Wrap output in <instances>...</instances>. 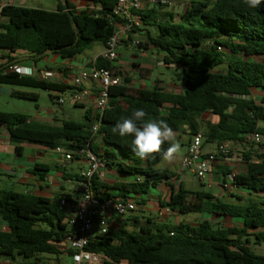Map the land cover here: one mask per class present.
Here are the masks:
<instances>
[{
    "label": "trees",
    "instance_id": "16d2710c",
    "mask_svg": "<svg viewBox=\"0 0 264 264\" xmlns=\"http://www.w3.org/2000/svg\"><path fill=\"white\" fill-rule=\"evenodd\" d=\"M58 1L57 11L5 6L1 15L7 22L0 23V50L27 52L35 62L52 51L66 60L85 53L95 43L106 45L114 35L110 16L117 0H80L98 8L80 11L69 0ZM141 16L148 38L144 47L151 45L163 54L162 62L179 68L185 80L181 94L158 86L138 93H131L126 87L110 89V107L100 117L105 145L101 154L107 167L114 166L132 181L108 186L95 176L94 192H114L109 198L128 200L130 195L148 194L175 176L156 168L164 159L162 152L169 147L167 142L161 153L142 160L132 151V137L112 132L114 125L135 109L142 108L152 118L165 119L174 132L188 126L193 136L199 131L197 120L211 113L218 123L209 125L205 139L210 143H244L249 135L264 136V123H260L264 122V99L258 102L253 97L254 90H264V3L252 9L244 0H189L179 23L175 22V15L164 13L161 8L141 12ZM223 49L226 52H221ZM11 61L0 65V88L67 89L7 72ZM94 65L98 69L112 68V63L101 56ZM222 66L225 71L216 72ZM13 97L38 100L37 95L24 92H15ZM28 121L26 115L0 111V128L7 127L16 144L63 148L68 153L89 144L97 152L93 148L96 136L91 131L90 112L86 113L85 123L67 121L61 127ZM258 159L252 161L251 153L244 155L248 171L235 177L234 185L242 194H231L235 201L181 188L169 202L161 203L181 215L209 214L220 219H239L241 225L226 227L210 221L170 225L155 224L151 219L140 225L139 219L131 215L117 231L93 236L87 251L107 256L110 262L106 264H264V255L249 246L251 237L258 245L264 243V154ZM49 170V166L38 164L34 173L46 174ZM62 199L71 201L65 194L51 200L0 190V219L9 229L0 230V257L21 259L26 264H51L45 256H56V262L61 255L69 256L72 251L62 249V245L73 230L65 222L67 212ZM130 222L133 228H129Z\"/></svg>",
    "mask_w": 264,
    "mask_h": 264
},
{
    "label": "crops",
    "instance_id": "0c3cea01",
    "mask_svg": "<svg viewBox=\"0 0 264 264\" xmlns=\"http://www.w3.org/2000/svg\"><path fill=\"white\" fill-rule=\"evenodd\" d=\"M69 2L78 11L84 10L88 7L98 10V8H94L87 1L69 0ZM28 4L29 0H0V23L7 22V19L1 15V11L5 6L11 5L32 8L29 7ZM188 4L186 5V8ZM58 6L59 1L56 9L47 11H57ZM161 9H163L164 13L169 14H173L177 11V8L173 10V6ZM131 40H139L143 47H134L132 46L131 41L125 39L119 50V59L112 64V68L121 70L126 77L125 85L123 87H126L131 93H138L142 90L152 89L153 87L158 86L159 88H163L166 92L181 94L184 80H181L180 78H171L170 80L174 81L169 82V79V81H163L161 79L153 78L155 65L164 66L167 69L179 68L174 66L167 67L162 62L164 55L160 54L153 46L149 45L148 47H144L148 44V38L145 31L142 30L137 35L132 36ZM104 51L105 45H103L102 50L95 56H86L81 59L76 56L64 60L59 55L51 54L52 56L47 55L43 59L35 62L30 59L27 52L18 51L16 53H11L9 51L0 50V65H8L10 63L9 60L11 59V66L25 68L29 72L27 75L28 77H32L36 80H44L55 85L66 86L67 89L65 91H47L49 92L53 103H57V97L63 95L67 96L73 91L71 84L73 77L81 70L91 68L96 58L101 56ZM123 51H125V54H123ZM126 53H128V55ZM58 58H60V60ZM41 61L49 64L46 69L38 66V63ZM224 71V66L216 70V72ZM98 86V83L90 84L87 87L88 94L79 104H73L67 101L64 105H58V107L50 108L45 111L38 109L34 116H30L26 113L20 114L28 116V122L51 127H61L63 123L67 121L77 122V115L74 109L82 108L85 112V121L86 113L90 112L91 126H93L97 122L96 100ZM82 90L84 89L82 88ZM15 92L35 94L39 98V95L33 92L14 88H0V95L5 94L13 97ZM253 97L260 102V100L264 99V90H254ZM197 123L199 126L198 134H201L204 140L203 152L209 153L215 151L218 147V143L207 142L205 135L208 132L210 124L218 123V118L211 113H205L199 120H197ZM175 133L177 141L181 144L182 151L171 161L163 159L156 167L157 169L168 170L174 173L175 176L170 180H164L157 187L152 188L148 194L141 195L140 198L135 201L131 198L128 199L135 202L137 206V211L133 214V217L139 219L141 223L140 225L144 224L147 219H151L155 224L171 225L172 221L174 222V225L183 223L179 213L161 206V203L169 202L171 196L174 193L179 192L181 188H184L191 193L201 191L210 192L217 198H227L229 194H239V190L232 191L226 187V175L233 174L236 177L247 173L248 164L244 161L245 154L251 153L252 161H258V156L264 154V136L263 142L260 144H252L248 142L226 143L229 150L232 147L236 148L239 154H234L230 158L220 157L215 164L213 171L208 176L209 185L202 188L197 184L193 172L183 166V161L193 140L191 129L188 126H184L181 132ZM93 148L98 153L104 152L105 145L103 139L96 137L93 143ZM67 153L68 152L63 153L62 148L48 149L30 143L16 144L11 141L8 128H0V190L14 191L22 194H34L51 200L60 194H65L70 197L71 201L78 200L79 189L83 182V174L87 170V162L84 158H76L71 162H66L65 155ZM38 164L47 165L50 170L46 174L34 173V168ZM98 177L103 184L108 186H113L116 183H127L132 181V178L120 174L114 166L104 169ZM109 194H114V192L101 190L97 195L106 199H113L108 197ZM191 196L194 198V195ZM143 202L145 205L140 206L139 203ZM137 212L141 214L139 215ZM154 215H156L159 220L155 219ZM128 219L129 217L113 219L110 223L109 232L117 231L122 222ZM128 226L129 228H133V222L128 223ZM114 227H116V229H112ZM0 230L4 232L9 231L8 227L1 219ZM99 233L100 230L96 227L94 230V236L99 235ZM62 249H64L63 246ZM0 264L26 263L21 259L11 260L6 257H0Z\"/></svg>",
    "mask_w": 264,
    "mask_h": 264
},
{
    "label": "built area",
    "instance_id": "2783aa9c",
    "mask_svg": "<svg viewBox=\"0 0 264 264\" xmlns=\"http://www.w3.org/2000/svg\"><path fill=\"white\" fill-rule=\"evenodd\" d=\"M177 0H117V6L110 16L111 23L115 28V33L105 45V51L101 57L109 63H115L119 59V50L123 41L129 40L132 46L139 48V40H131L145 29L141 12L153 8H167L175 4ZM7 72H17L27 76L29 72L25 68L10 67ZM126 77L121 70L115 68L98 69L94 64L91 68L81 70L73 77L71 84L73 91L67 96L56 98L59 106L67 101L79 104L88 94L87 87L90 84L98 83L96 100L97 122L92 126L91 131L94 136L102 138L100 134L101 120L103 112L110 107L111 88H121L125 85ZM82 88L84 90H82ZM203 137L201 134L193 136L189 151L183 161V166L191 170L195 176L197 184L205 188L209 185L208 176L213 171L215 164L220 157L230 153L226 143H219L215 151L203 152ZM246 142L260 144L263 136L252 134L246 137ZM76 158H84L87 162V170L83 174V182L79 189V198L76 201L67 199L61 200V205L67 212L65 222L72 227L73 234L66 238L63 243L64 249H69L72 253L70 264H106L110 259L104 254L87 251V247L94 236V230L99 228V236L109 233L110 223L117 217L126 218L137 211L135 202L113 198L106 199L96 195L93 190V179L99 176L107 168L106 160L101 153L90 149L89 144L65 155V161L71 162ZM235 175H226V187L229 190H238L234 185Z\"/></svg>",
    "mask_w": 264,
    "mask_h": 264
},
{
    "label": "rangeland",
    "instance_id": "374dc122",
    "mask_svg": "<svg viewBox=\"0 0 264 264\" xmlns=\"http://www.w3.org/2000/svg\"><path fill=\"white\" fill-rule=\"evenodd\" d=\"M189 3V0H177L175 4L173 5V10L177 8V11L173 13L175 15V22L179 23L182 20V15L184 13V10L186 8V5ZM58 1L57 0H29V7L32 8H37V9H45V10H54L57 8ZM172 7V6H171ZM103 48V44L101 43H95L90 50H88L86 53H83L78 56V58H85L86 56H95L97 53H99ZM221 52H226L225 49ZM123 54H125V51H123ZM128 55V53H126ZM52 56V55H51ZM59 57V56H58ZM60 60V58H58ZM49 64L45 62H39L38 66L40 68L46 69V67ZM153 78L154 79H161L163 81L170 80L171 78L178 79L180 78L181 80H185V75L181 70L178 69H167L164 66H159L155 65V69L153 70ZM168 80V81H169ZM174 80H170L169 82H172ZM176 81V80H175ZM182 82V81H181ZM5 89L8 88H14L18 90H23V91H28V92H33L39 95V98L37 101L35 100H24V99H19L16 97H12L10 95H0V111L1 112H8V113H26L30 116H34L37 112L38 109L41 110H48L50 108L58 107L57 103H53L49 92L41 89H33V88H25V87H14V86H3ZM76 112V121L78 123H84L85 121V112L82 108H76L74 109ZM27 111V112H26ZM177 140V139H176ZM182 149V147H181ZM62 152L65 153L67 152L65 149L62 148ZM234 154H239L238 150L236 148H230V153L224 158H230ZM201 189V188H199ZM239 196H242L241 193L237 194ZM141 195H130V198L133 199L134 201L136 199H139ZM246 199L249 198L250 196L248 195H243ZM252 198V197H250ZM227 199L235 201L231 197V194L227 196ZM256 199V198H252ZM137 214H141L137 212ZM181 221L187 222L192 225H198L202 223L203 221H210L215 224H219L222 226L226 227H231V226H236V225H241L242 221L239 219H229V218H223L220 219L218 217H213L209 214H188V215H181ZM121 218V217H117ZM154 218L159 220L156 215H154ZM171 225H174V222H171ZM71 229H73L71 227ZM116 229V227L112 228ZM138 230V229H137ZM252 234V233H251ZM251 242L249 246L254 250L255 253L264 255V243L262 245H258L255 238L251 237L250 238ZM46 261H48L51 264H70L71 263V258L69 256H64L61 255L59 256V261L56 262V256H45L44 257Z\"/></svg>",
    "mask_w": 264,
    "mask_h": 264
},
{
    "label": "clouds",
    "instance_id": "9594fccd",
    "mask_svg": "<svg viewBox=\"0 0 264 264\" xmlns=\"http://www.w3.org/2000/svg\"><path fill=\"white\" fill-rule=\"evenodd\" d=\"M244 3L255 9L264 0H244ZM112 132L118 133L120 137H132V151L142 160L161 153L166 142L169 147L162 152L165 160L171 161L182 151L181 144L176 140V133L166 120L152 118L142 108L135 109L130 116L117 122Z\"/></svg>",
    "mask_w": 264,
    "mask_h": 264
},
{
    "label": "water",
    "instance_id": "95a60500",
    "mask_svg": "<svg viewBox=\"0 0 264 264\" xmlns=\"http://www.w3.org/2000/svg\"><path fill=\"white\" fill-rule=\"evenodd\" d=\"M51 54H53V52L52 51H48V52H46V55H51ZM1 70V69H0ZM248 99L250 98V97H247Z\"/></svg>",
    "mask_w": 264,
    "mask_h": 264
}]
</instances>
